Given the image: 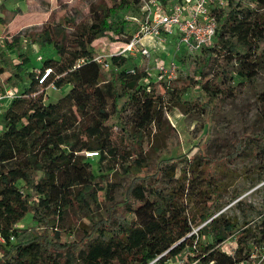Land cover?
<instances>
[{
    "label": "trees",
    "instance_id": "16d2710c",
    "mask_svg": "<svg viewBox=\"0 0 264 264\" xmlns=\"http://www.w3.org/2000/svg\"><path fill=\"white\" fill-rule=\"evenodd\" d=\"M253 1L256 7L251 8L239 0H228L217 15L214 41L201 49L202 68L193 82L208 102L220 104L230 93L227 81L231 73L251 82L262 67V59L255 52L264 40V0ZM142 3L116 0L112 6L103 7L91 2L86 23L69 22L73 30L68 41L66 33H55L47 24L40 29L39 40L52 44L58 59H43L40 71L28 74L25 89L4 100L7 103L1 116L0 235L4 242L0 243V264H147L177 242L167 256L189 249L196 238L188 234L202 223L198 234L213 236L209 244L199 236L196 239L203 262L238 263L248 255L251 243L264 241V214L256 228L244 223L239 230L235 221L221 212L215 215L221 208L223 191L215 185L203 156L166 158L155 173L142 175L148 165L140 142L145 131L162 129L166 94L184 111L197 107L196 103L181 101L185 85L168 89L166 94L155 92L151 88L155 81L148 79L145 66L129 67L132 57L109 56L108 77L94 59L92 42L107 31L112 30L118 41L131 38L126 20L116 16L128 10L141 16ZM46 68L50 71L40 83ZM211 70L214 73L209 77ZM50 83L68 89L57 100L45 102L38 90ZM258 99L264 114V90ZM129 105L133 107L129 123L137 149L126 151L113 143L108 122L113 115L121 119ZM92 151L97 152L93 156L97 158L96 171L85 155ZM245 151L241 141L223 160ZM117 157L132 176L122 200L114 198L116 186L107 176L112 169L108 162ZM180 163L185 164L180 176L192 172L194 177L189 181L179 177L176 184L163 187V176ZM189 200L193 201L191 206ZM90 208L103 209L104 215L96 219L95 212L87 214L88 224L76 231L80 239L61 242V232L71 228V212L85 216ZM28 212L31 222L27 224L31 226L18 227ZM233 233L238 234L236 247L229 254L217 245ZM167 256L153 264H166Z\"/></svg>",
    "mask_w": 264,
    "mask_h": 264
},
{
    "label": "rangeland",
    "instance_id": "374dc122",
    "mask_svg": "<svg viewBox=\"0 0 264 264\" xmlns=\"http://www.w3.org/2000/svg\"><path fill=\"white\" fill-rule=\"evenodd\" d=\"M115 1L0 0V86L3 89L12 87L23 91L28 83V74L38 73L43 59H58L53 45L39 40L38 33L44 24H47L55 33L58 30L62 35L66 33V41H68V36L73 30L69 22L75 25L86 23L90 17L88 7L91 2L110 7ZM239 1L244 6L256 7V2L253 0ZM132 14L128 10L121 11L116 16L117 19L126 20L130 33H134L140 24L137 20L140 16L135 15V17ZM116 38L117 36L111 30L94 40L92 42L94 55H101L105 58L114 53L121 43V40L118 41ZM168 39H172V36H168ZM143 41L148 46L156 44V40L150 37H145ZM167 42L164 43V49L170 51V54L162 55L157 46L153 48L149 62L141 55L132 56L129 67L139 64L149 66L148 69L152 76L149 79L155 81L157 65L155 61L161 58L164 61L170 60L168 57L173 55L178 65L176 77L167 85L156 81L151 88L155 92L166 94L168 89L185 85L186 92L182 95L181 101L196 103L197 107L184 111L179 105L174 104L173 100L168 99V94H166L162 129L152 128L145 131L140 142L148 165L142 175L155 173L160 161L166 158L183 154H188L192 157L191 159L203 156L205 164L209 166L208 170L212 171L215 177V185L223 191L221 208L215 215L221 212L225 218L235 221L238 230L244 223H248L245 227L254 229L261 219L260 216L264 214V114L258 99V93L264 90V40L258 43V49L255 52L262 59V67L258 69L256 76L248 82L231 73L230 81H227L231 91L224 96L220 104L208 102L204 92L193 82L199 78L198 72L202 68L203 51L189 53L183 46L176 50ZM40 56L42 60L38 59ZM25 58L27 60L24 62ZM109 68L102 69L104 77H108L111 73ZM213 73L214 71L211 70L208 76L210 77ZM67 89V86L53 88L47 85L40 87L38 91L43 93L45 102H51L57 100ZM125 99V96L121 98L120 106ZM6 103V101L0 103V128L2 127L1 116ZM132 110L131 105L126 106L121 119L113 115L108 122L112 125V141L120 150L129 151L130 147L137 149L133 129H130L129 123ZM125 129L128 131L126 132ZM241 141L245 143V153L230 160H223L227 154L235 151ZM88 159L93 163V169L96 171L97 158L89 157ZM108 164L112 165V169L107 172L108 179L116 186L113 193L114 198L122 200L125 188L132 176L127 172L120 157L110 160ZM184 168V163L177 164L172 171L163 176L162 186L168 187L176 184L179 177H182L180 178L182 181L191 180L194 177L192 172L180 176ZM192 203V200L188 201L189 206ZM94 212L96 219L104 215L103 209L92 210L90 208L85 216L79 211L71 212V228L61 232L60 241L79 240L81 236L76 235L77 229L85 228L88 224L87 214L92 215ZM30 219L31 213L28 212L18 221L17 225L30 227L31 224H27ZM198 236L204 244L213 241L211 234H198ZM237 236V233L229 234L224 242L217 245L218 248L222 251L230 249L232 243L237 240Z\"/></svg>",
    "mask_w": 264,
    "mask_h": 264
},
{
    "label": "built area",
    "instance_id": "2783aa9c",
    "mask_svg": "<svg viewBox=\"0 0 264 264\" xmlns=\"http://www.w3.org/2000/svg\"><path fill=\"white\" fill-rule=\"evenodd\" d=\"M227 1L228 0H143L141 16L139 19L136 18L140 24L131 38L125 42L121 41L117 50L107 57L103 58L101 55H94V59L100 62L102 69L110 67L108 58L113 54L129 57L141 55L149 62L152 58L154 47L158 46L162 55L170 54V51L164 49V43L167 41V43L174 46L176 50H179L181 46H183L185 51L189 53L201 51L203 47L212 43L218 27L217 15L226 7ZM168 36H172V39L169 40ZM145 37L155 39L156 44L153 46L146 45L143 41ZM40 58L41 56L38 57V59ZM169 58L170 60L166 61H164L163 58L155 61L157 62L155 67V82L169 84L176 77L178 65L173 55L171 57L169 56L168 59ZM148 68L149 66H146L149 73L148 79H151L152 76ZM49 71L50 68L44 70L43 75L39 79L40 83ZM148 79L146 78V80ZM49 86L56 88L52 83H50ZM18 95L19 91L17 89L12 87L5 88L3 92H0V103L5 99H10ZM85 155L87 157H93L97 155V152H85ZM203 224L204 223L199 225L196 229L193 228L188 235L194 234L197 239L198 229ZM196 239L189 249L185 248L176 254L167 256L170 249L179 242L175 243L147 264H153L156 260L164 256H167L165 262L167 264H218L215 260H210L208 262L202 261V257L198 256ZM3 242L4 239L0 235V243ZM235 247L236 242L234 241L231 248L225 250V252L232 254L235 251ZM232 264H264V241L251 243V248L248 250L246 258L238 263Z\"/></svg>",
    "mask_w": 264,
    "mask_h": 264
},
{
    "label": "crops",
    "instance_id": "0c3cea01",
    "mask_svg": "<svg viewBox=\"0 0 264 264\" xmlns=\"http://www.w3.org/2000/svg\"><path fill=\"white\" fill-rule=\"evenodd\" d=\"M170 50V49H169ZM138 66H141V64H139Z\"/></svg>",
    "mask_w": 264,
    "mask_h": 264
}]
</instances>
